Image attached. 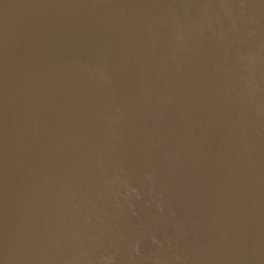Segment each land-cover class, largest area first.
Instances as JSON below:
<instances>
[{"label": "water", "instance_id": "water-1", "mask_svg": "<svg viewBox=\"0 0 264 264\" xmlns=\"http://www.w3.org/2000/svg\"><path fill=\"white\" fill-rule=\"evenodd\" d=\"M0 264H264V0H0Z\"/></svg>", "mask_w": 264, "mask_h": 264}]
</instances>
